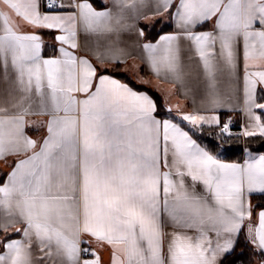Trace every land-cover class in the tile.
Returning <instances> with one entry per match:
<instances>
[{"label": "snow or ice", "instance_id": "6c2138e0", "mask_svg": "<svg viewBox=\"0 0 264 264\" xmlns=\"http://www.w3.org/2000/svg\"><path fill=\"white\" fill-rule=\"evenodd\" d=\"M137 5L178 29L141 45L156 76L177 73L181 39L195 46L207 78L205 114L173 115L149 89L117 79L108 65L122 63L124 49L115 43L95 63L75 51L79 29L135 27L122 21L124 8ZM209 23L211 31H195ZM39 29L59 33L57 55L42 57ZM241 37L242 101L232 87ZM0 71L6 80L14 73L22 93L15 114L0 109V161L11 169L0 182V212L21 225L9 233L11 225L0 223V264L53 257V264H101L93 242L111 247V264H223L242 233L264 264V204L255 211L250 203L264 196V154L245 147L243 163L224 162L232 120L219 114L235 110V98L246 121L239 135L264 138V0H112L101 10L90 0H0ZM218 72L227 77L223 93ZM30 115L47 117L40 140L25 132ZM205 127L215 129L217 154L194 139ZM169 225L195 236L168 233Z\"/></svg>", "mask_w": 264, "mask_h": 264}, {"label": "crops", "instance_id": "0c3cea01", "mask_svg": "<svg viewBox=\"0 0 264 264\" xmlns=\"http://www.w3.org/2000/svg\"><path fill=\"white\" fill-rule=\"evenodd\" d=\"M67 4L69 0H64ZM93 4V7L97 10H101L103 7H111L112 0H90ZM128 4L132 3V0H127ZM117 9H113L115 13ZM153 9L151 6L149 7H141L137 5V10L134 12L131 7H126L123 10L124 19L122 24L127 25H135V27L130 30H121L119 33L113 32L110 34H96V33H85L82 29L78 30L77 42L79 44V48L76 49L79 54L89 57L95 63V54L96 53H104L105 47L109 43H115L118 47L124 49V53L121 56L122 63L120 71L125 73L133 81H137L140 77H143L144 80L147 81L146 84H137L146 87L147 89H152L158 92L164 102V105L167 104L168 107L172 109L173 115H180L184 112H195L200 111L202 114H205V109L209 107L207 99H206V90H207V78L204 74L203 63L199 58V54L195 50V46L191 45L190 42L181 39L178 42L179 47V65L177 69V73H164L162 72L160 76H156L147 60V54L143 51L141 45L144 43H156L159 40L161 35H171L176 34L178 29L174 26L172 22L170 25L172 29L170 31L164 32L161 34L156 40H147L145 36L141 37L138 34L139 28L142 27V23H153L157 20H163L164 22L167 20V17H155L152 14ZM139 17V18H137ZM147 17V19H145ZM113 26L115 22L113 21ZM212 24L209 23L206 26H200L195 29L197 32L201 31H211ZM38 34L42 36L43 45L41 49V55L44 58L51 57L53 55H57L55 53L53 55H45L44 49L47 45L53 46L54 35L59 34L58 32H53L47 29H39L37 30ZM51 32L53 34L52 37H47L43 35V32ZM67 47V46H66ZM219 47V44L216 45ZM238 53H239V67L236 78L232 80V87L235 90V98H240L242 101L243 95V76H244V60H243V39L241 37L238 44ZM71 50V49H70ZM162 52H158L157 55H162ZM262 62L260 61H249V65H257L259 66ZM114 65L109 64L108 69H113ZM117 79H120L122 82L128 83L116 75ZM227 77L221 73H217V88L223 93L226 88ZM132 86V85H131ZM134 87V86H133ZM135 88V87H134ZM140 90V89H137ZM142 90V89H141ZM22 93H20L17 89L15 83L14 73L10 74L9 78L6 80L3 76V72L0 71V109H7L8 114H15L19 109L14 107L21 97ZM230 102V106L235 110L228 111L227 108L223 110H219L220 118L222 121L225 118L233 115L239 120L241 124V130L245 126V117L239 109L242 107V102H238L236 99ZM25 106H27V101L25 102ZM33 110H36V105H33ZM3 114V113H0ZM211 114V113H207ZM28 126H26L25 132L26 134L34 139L40 140L43 136H45L46 128L43 126V123L47 120L46 116H28L27 118ZM209 129L205 127L204 130ZM206 134H203V137H194L197 139L202 146H205L209 151L213 154H217L214 152L207 142L205 141ZM252 153V152H251ZM254 156H258L264 153H252ZM244 157L239 163H243ZM220 158L224 160V162L231 163L237 161H229L223 158L220 154ZM11 160L9 161V163ZM11 169L8 164L0 161V182H6V173H8ZM190 182V181H189ZM251 203V198H250ZM253 207V206H252ZM254 209V208H253ZM255 211H259V209H254ZM252 222L255 223V216L252 218ZM0 223H9L11 226L9 227V233H16V229L20 228L21 225L15 222V218L13 217H5L2 212H0ZM247 223V220L245 221ZM180 231L189 236H195L194 231L183 230V229H173L170 225L166 226L165 231L171 233L173 231ZM3 233H0V238H2ZM13 238H21L20 234H16ZM88 237H85L87 239ZM167 244V239L165 241ZM95 251L101 257V264H111V247L106 246L103 248H99L96 246L95 242L92 243ZM36 255H40L37 251ZM55 257L52 260L48 261L47 264H53L55 261ZM260 264V262H259Z\"/></svg>", "mask_w": 264, "mask_h": 264}, {"label": "trees", "instance_id": "16d2710c", "mask_svg": "<svg viewBox=\"0 0 264 264\" xmlns=\"http://www.w3.org/2000/svg\"><path fill=\"white\" fill-rule=\"evenodd\" d=\"M141 25L145 31L144 34L145 39L151 41L156 40L161 34L170 31L172 29L170 23L168 22L165 23L163 20H157L153 23H142ZM43 35L47 37L53 36L51 32H46V31L43 32ZM44 53L45 55H53L56 52L53 46L47 45L44 49ZM120 69H121V64L114 65L113 69H109V72H114L115 75H117L122 80L130 83L136 89H140V90L147 89L142 85H138L135 81L131 79V77H129L125 73H122ZM149 90L154 95L155 98H158L161 107H163L164 102L161 95L152 89ZM236 121L237 123L239 122L237 118ZM214 131L215 129L204 130V134H206L205 141L214 152L218 153L219 149L216 147V145L219 144L220 141L214 138L213 136ZM237 134L238 133L233 134V137L230 140H228V142L224 145L226 151L220 153L221 156H223V158L229 161L239 162L244 157L243 149L245 147H247L252 153H264V138L257 136V137L241 139L242 137L238 136ZM261 204H264V196L253 195L251 197V205L253 206L254 209H258L257 205H261ZM260 260L261 257L258 254H253L251 250V245H246L244 240V235L242 233L235 250L231 254H229L226 259L223 260V264H259Z\"/></svg>", "mask_w": 264, "mask_h": 264}, {"label": "built area", "instance_id": "2783aa9c", "mask_svg": "<svg viewBox=\"0 0 264 264\" xmlns=\"http://www.w3.org/2000/svg\"><path fill=\"white\" fill-rule=\"evenodd\" d=\"M229 117H231V120H232L231 130H232L233 134L240 133L241 124L239 122L237 123L235 116L231 115ZM229 117L225 118L224 121H227L229 119ZM91 247H92V250L95 251V249H94V247L92 245H91Z\"/></svg>", "mask_w": 264, "mask_h": 264}, {"label": "rangeland", "instance_id": "374dc122", "mask_svg": "<svg viewBox=\"0 0 264 264\" xmlns=\"http://www.w3.org/2000/svg\"><path fill=\"white\" fill-rule=\"evenodd\" d=\"M239 134H240V133H238L237 135H238V136H241V137H242L241 139H244V138H245V137H243L242 135H239Z\"/></svg>", "mask_w": 264, "mask_h": 264}]
</instances>
